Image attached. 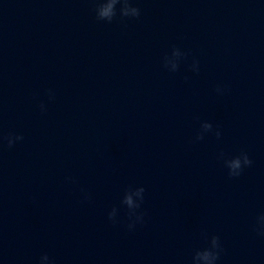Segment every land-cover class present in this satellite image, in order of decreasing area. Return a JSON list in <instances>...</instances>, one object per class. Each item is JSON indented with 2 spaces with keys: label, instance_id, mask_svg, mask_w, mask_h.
<instances>
[{
  "label": "water",
  "instance_id": "1",
  "mask_svg": "<svg viewBox=\"0 0 264 264\" xmlns=\"http://www.w3.org/2000/svg\"><path fill=\"white\" fill-rule=\"evenodd\" d=\"M133 6L109 23L96 0H0V138L24 137L0 139V264H192L214 235L217 264H264V0ZM241 152L231 178L218 157Z\"/></svg>",
  "mask_w": 264,
  "mask_h": 264
},
{
  "label": "clouds",
  "instance_id": "2",
  "mask_svg": "<svg viewBox=\"0 0 264 264\" xmlns=\"http://www.w3.org/2000/svg\"><path fill=\"white\" fill-rule=\"evenodd\" d=\"M117 5H120L119 15L121 18H138L141 15V10L136 6H133V0H96L94 11L97 20L111 23L117 17ZM184 56H186V53H183L179 48H174L170 56L165 55L164 67L172 72L178 71L180 67V59ZM192 70L196 72L199 71V61H194ZM217 92L222 94L223 89L218 86ZM50 98H54L51 91ZM40 107L42 111H46L44 104H41ZM201 129V132L196 136V140H203L204 133L212 131L213 125L209 122H204L201 125ZM215 135L219 139L222 133L217 130ZM0 139L7 140V145L11 148L17 141H22L24 137L23 135L9 134ZM218 159L223 160L225 167L229 170L228 175L231 178L239 177L246 167H251L253 164V161L250 159L247 152H241L240 155L232 158H226L224 153H220ZM145 191L146 189L144 187L133 188L130 186L124 193L121 204L127 208V214L130 221L127 227L130 231L134 230L138 223H144L145 214L139 210L145 200ZM85 199H89V197L85 196ZM117 213L118 209L113 207L108 214V218L113 224L117 223ZM254 230L260 236H264V214L257 218V224ZM222 251L223 247L220 237L214 235L211 237L208 247L195 251L192 257V264H217ZM40 264H54V261L47 253H45L40 258Z\"/></svg>",
  "mask_w": 264,
  "mask_h": 264
}]
</instances>
